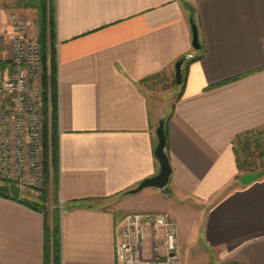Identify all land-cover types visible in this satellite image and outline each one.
I'll return each mask as SVG.
<instances>
[{"label": "crops", "instance_id": "1", "mask_svg": "<svg viewBox=\"0 0 264 264\" xmlns=\"http://www.w3.org/2000/svg\"><path fill=\"white\" fill-rule=\"evenodd\" d=\"M15 1H0L2 65L13 15L28 18ZM53 17L60 264H118L116 226L129 213H168L184 264L198 253L264 264V175L243 184L234 148L264 128V0H53ZM162 119L170 182L128 193L160 171ZM54 263L46 214L0 195V264Z\"/></svg>", "mask_w": 264, "mask_h": 264}, {"label": "built area", "instance_id": "2", "mask_svg": "<svg viewBox=\"0 0 264 264\" xmlns=\"http://www.w3.org/2000/svg\"><path fill=\"white\" fill-rule=\"evenodd\" d=\"M12 23L13 56L0 64V173L5 183L30 185L35 192L41 178V48L22 23L14 17ZM48 108L51 120L50 91ZM116 233L118 264H182L177 226L168 213H129Z\"/></svg>", "mask_w": 264, "mask_h": 264}, {"label": "trees", "instance_id": "3", "mask_svg": "<svg viewBox=\"0 0 264 264\" xmlns=\"http://www.w3.org/2000/svg\"><path fill=\"white\" fill-rule=\"evenodd\" d=\"M51 1V0H50ZM50 1L48 0H16V7L18 9L23 8H35L39 11L40 19V33L38 38V43L42 50L43 62L45 67V102L46 112L48 113V64L50 61V90H51V137L46 132V176H45V189L43 196L41 197L42 203L39 201L30 202L29 200L23 199L22 197L16 198L19 199L30 206L40 209L46 206L47 200L49 198V191H52L57 196L59 194L60 187V178H59V164H60V142L58 135V97H57V59H56V48L54 41V27L55 22L51 18V10H49ZM193 19L196 18L195 13L192 14ZM48 24L51 26L50 36H48ZM50 37V39H49ZM200 57V56H199ZM197 59V58H195ZM194 60V58L192 59ZM176 82V81H175ZM167 125L166 134H167ZM264 128L246 132L237 137L235 141V151L238 156V163L242 175L248 172L255 173L259 171H264ZM168 137V135H167ZM51 149V150H50ZM167 150V146H166ZM168 152V151H167ZM49 153L51 154V161H49ZM244 157V159H243ZM256 158L260 161L251 160ZM52 172V176H51ZM241 175V176H242ZM240 176V178H241ZM0 195L12 197L10 193H5L0 191ZM46 214V229L48 241L52 236L53 246H54V264H60V218L59 213L53 217V225L51 226L47 222Z\"/></svg>", "mask_w": 264, "mask_h": 264}, {"label": "rangeland", "instance_id": "4", "mask_svg": "<svg viewBox=\"0 0 264 264\" xmlns=\"http://www.w3.org/2000/svg\"><path fill=\"white\" fill-rule=\"evenodd\" d=\"M2 1L8 2L11 4L13 3L12 2L13 0H2ZM48 1H50V0H48ZM50 9H52L51 14H50L51 18L54 20V17H53V0L50 1L49 10ZM23 12L28 14V18L27 17L24 18L21 15L16 14V15H13L14 19L23 24L25 35L30 36V37H34L38 41L39 33H40L39 11L35 8H23ZM192 13H195V11L192 10ZM50 30H51V26L48 24V36H50ZM54 30H55V27H54ZM54 33H55V31H54ZM49 39H50V37H49ZM41 61H42V67H41V72H40V81H41V87H42L41 103H42V114H43V120L41 122V146H42L41 165H40L41 166V178L39 181V187H37L35 192H33V190L30 189L31 188L30 185H25L24 189H22V195L24 197H26V200H29L30 202L39 201L40 203H42L41 197L43 196V192H44L45 184H46L45 183V176H46V148H45V146H46V143H45L46 132L49 134V137H51V121H50L48 113L46 112L47 102H45V86H46V83H45V67H44V62H43L42 50H41ZM47 75H48V80H49V83H48V100H49V91L51 92V90H50V75H51L50 61L48 64ZM173 83L174 82L172 81V84ZM158 85H161L164 87L167 84L165 82L161 81ZM175 93L176 92L174 90V94ZM2 107H3V96H1V94H0V112H1ZM0 117H1V115H0ZM263 137H264V135H263ZM243 159H244V157H243ZM251 160L260 161L256 158H252ZM49 161H51V154L50 153H49ZM51 176H52V172H51ZM5 182H6L5 178L3 176L1 177V173H0V183H5ZM41 210L45 214H47V216H48L47 218L50 219V225L52 226L54 215H56L57 212L60 214V211H61L59 194L56 196L55 193L51 189L49 191V198L47 200L46 206L42 207ZM158 245L161 247V249H163L162 242H158ZM198 255L204 256L203 258H199V256H198V258L193 259V261H197L198 264H231V263H228L222 259H216L215 260L214 255L210 256V255H207L204 253H198ZM181 258H182V264H184L182 253H181Z\"/></svg>", "mask_w": 264, "mask_h": 264}, {"label": "water", "instance_id": "5", "mask_svg": "<svg viewBox=\"0 0 264 264\" xmlns=\"http://www.w3.org/2000/svg\"><path fill=\"white\" fill-rule=\"evenodd\" d=\"M192 28H193V44L197 50L202 48V45L199 40V30L197 24L192 20ZM189 55L182 56L176 62V82L177 84H182L183 82V65ZM166 120L162 119L157 128L158 135V144L155 149V156L160 165V171L153 177L146 178L143 180L137 187L131 189L128 193L135 194L139 193L145 188L154 187L158 189L165 188L169 182L173 172L169 156L166 152L167 146V134H166ZM264 175V171H259L255 173H245L241 177V182L243 184H251L255 180H258ZM0 191L5 193L12 194L15 198H19L21 196L22 188L17 183H0Z\"/></svg>", "mask_w": 264, "mask_h": 264}]
</instances>
